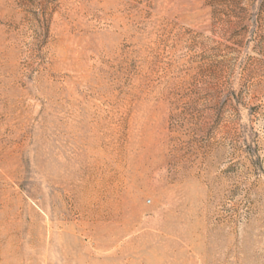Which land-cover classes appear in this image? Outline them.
<instances>
[{"label": "rangeland", "instance_id": "374dc122", "mask_svg": "<svg viewBox=\"0 0 264 264\" xmlns=\"http://www.w3.org/2000/svg\"><path fill=\"white\" fill-rule=\"evenodd\" d=\"M0 264H264V0H0Z\"/></svg>", "mask_w": 264, "mask_h": 264}]
</instances>
